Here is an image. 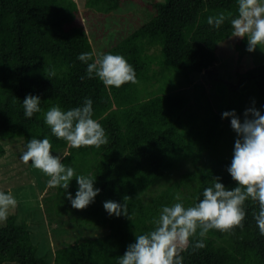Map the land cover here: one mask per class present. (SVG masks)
<instances>
[{"label":"trees","instance_id":"1","mask_svg":"<svg viewBox=\"0 0 264 264\" xmlns=\"http://www.w3.org/2000/svg\"><path fill=\"white\" fill-rule=\"evenodd\" d=\"M127 2L145 7L151 20L97 54L77 0H0V158L6 153L4 140L21 138L27 147L33 137L48 138L51 151H65L61 161L66 167L76 176H91L100 189L93 203L76 210L67 199V193L75 198V179L67 190L47 187L58 214L108 228L104 235L66 243L50 259L38 254L28 225L12 215L0 227V264H119V257L135 243V234L154 229L153 220L163 206H194L215 178L228 189L237 186L228 172L237 138L226 135L222 114L215 113L205 94L203 118L196 113L189 118L186 109L198 105L202 95L203 86L192 74L218 69L219 45L232 37L230 18L219 29L207 19L220 13L234 18L238 0H90L88 6L108 14ZM234 48L249 53L247 39L237 38ZM93 50V59L122 55L134 68L137 83L109 90L99 78L89 79L87 65L77 57ZM167 76L171 83L162 87ZM210 77L220 80L219 75ZM188 85L192 87L186 90ZM234 86L231 92L247 91L251 108L264 114V64L247 68ZM28 95L41 100V112L30 119L23 109ZM86 98L93 101V119L108 138L99 149L70 148L44 120L51 107L71 110ZM125 195L131 198L127 205L132 220L110 216L103 207L109 200L123 205ZM244 207L243 229L233 234L210 230L201 249L195 248L197 234L180 251L183 264H264V236L253 217L257 205L249 200Z\"/></svg>","mask_w":264,"mask_h":264},{"label":"clouds","instance_id":"2","mask_svg":"<svg viewBox=\"0 0 264 264\" xmlns=\"http://www.w3.org/2000/svg\"><path fill=\"white\" fill-rule=\"evenodd\" d=\"M230 18L231 36L241 40L247 39V51L254 53L257 48L264 51V0H238L237 15L220 13L209 16L207 23L217 29ZM87 34V33H86ZM95 51L84 52L77 58L87 65V77H97L103 85L111 90L121 88L127 83H137L134 68L122 55L104 54L93 59ZM89 61H92L89 63ZM83 79V77H82ZM41 100L37 96L28 95L23 100L24 115L32 118L41 112ZM93 101L86 98L80 107L63 111L53 106L44 115L46 125L51 133L64 140L70 148L94 147L99 149L108 143L105 129L93 119ZM223 118H231V127L238 138L234 144V154L228 172L237 186L228 189L219 178H215L212 186L203 191V199L194 206L185 207L182 202L171 206H163L158 218L153 220L154 229L135 234V243L128 246L126 252L119 257V264H183L180 251L185 249L193 237L199 235L195 248L205 247L203 238L210 230L225 234H233L236 228L243 229L246 217L245 202L252 201L257 205L253 217L264 236V114L255 107L244 113L241 122L237 114L224 112ZM52 144L48 138L33 137L27 144L21 160L25 165L31 162L32 168L48 177V188L69 189L75 179L78 190L75 198L67 193L72 208L85 210L100 193L94 187L95 179L91 176H76L74 169L66 167L61 157L52 154ZM75 177V178H74ZM127 195L124 204L105 201L104 209L110 216L128 217ZM180 201L181 198H175ZM17 200L11 192L0 191V221H6L9 210L14 208ZM199 230V232H198Z\"/></svg>","mask_w":264,"mask_h":264},{"label":"rangeland","instance_id":"3","mask_svg":"<svg viewBox=\"0 0 264 264\" xmlns=\"http://www.w3.org/2000/svg\"><path fill=\"white\" fill-rule=\"evenodd\" d=\"M89 1L77 0L97 54L110 49L152 18V13L136 2H127L124 6L107 14L101 12L97 6H88ZM236 39L230 37L219 45V72L218 69H214L213 73L204 71L200 74H192L196 84L203 86V89H200L202 95L197 100L198 105L194 103L191 105L192 108L186 109L189 118H192L195 113V116L203 118L208 103L205 100V94L216 114L234 111L243 122L245 111L251 108L249 102L251 94L245 91L237 95L236 90L231 92V85L238 87L239 77L247 71V68L264 64V51L257 48L254 53L243 51L239 54L234 48ZM154 65L153 68H158L156 64ZM209 74L212 77L219 75L220 80L211 79ZM170 83L171 77L167 76L163 78L162 87H167ZM190 87L192 86L188 85L185 89ZM237 91L239 92V90ZM219 103L223 107H219ZM243 105L246 106L242 110L241 106ZM198 112L201 115H198ZM222 119L226 123L223 126L226 135L230 139L238 138L231 127V118L225 119L222 115ZM3 144L6 153L0 158V178H2V180L0 179V191L6 194L11 192L17 200L16 206L9 210L8 217L14 215L18 223L28 225L35 242L39 245L38 254L40 256L47 254L51 259L54 256V251L65 246L66 243H75L86 237L100 236L108 232L107 227L72 222L70 220L74 217L72 214L62 212L58 214L54 194L47 189L48 177L32 168L31 162L25 165L21 160L23 152L27 149L24 139L4 140ZM52 154L62 158L65 151H52ZM6 222L7 220L0 221V227Z\"/></svg>","mask_w":264,"mask_h":264},{"label":"bare ground","instance_id":"4","mask_svg":"<svg viewBox=\"0 0 264 264\" xmlns=\"http://www.w3.org/2000/svg\"><path fill=\"white\" fill-rule=\"evenodd\" d=\"M20 165V164H19ZM23 165V164H22ZM28 169H30V168H28ZM1 180H2V178H0Z\"/></svg>","mask_w":264,"mask_h":264},{"label":"crops","instance_id":"5","mask_svg":"<svg viewBox=\"0 0 264 264\" xmlns=\"http://www.w3.org/2000/svg\"><path fill=\"white\" fill-rule=\"evenodd\" d=\"M208 72V71H207ZM213 73V72H212Z\"/></svg>","mask_w":264,"mask_h":264}]
</instances>
